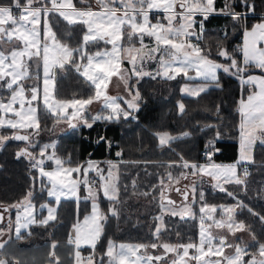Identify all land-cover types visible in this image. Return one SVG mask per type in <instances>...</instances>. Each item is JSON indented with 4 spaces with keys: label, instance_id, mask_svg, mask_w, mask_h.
I'll list each match as a JSON object with an SVG mask.
<instances>
[{
    "label": "snow or ice",
    "instance_id": "6c2138e0",
    "mask_svg": "<svg viewBox=\"0 0 264 264\" xmlns=\"http://www.w3.org/2000/svg\"><path fill=\"white\" fill-rule=\"evenodd\" d=\"M79 3L84 7L78 8L74 0H24L23 4L21 0H13L10 6L0 5V43L11 42L15 37L22 44L21 48L13 50L10 54L0 50V81H4L0 87L10 92L7 99L0 97V129L16 130L11 136L0 135V147L10 139L26 142V146L17 151V159L25 157L32 161V167L38 169L39 176L47 179V184L42 185L41 191L46 188L47 196L53 198V205H40L41 210H47V216L39 220L34 215L36 205L32 202L34 191L31 189L21 201L4 207L3 211H0V223L4 222L5 212L9 213V218L7 228L0 229V250L8 243L7 240H2V237L13 230L12 209L16 212L15 236L20 240L23 238L21 230L27 229L29 225L47 226L50 221H55L62 198H75L78 202L80 186L83 185L86 190L84 199L92 201L91 214L85 216L82 223L77 222L73 225L75 235H70L68 239V244L75 246V264H153L154 261L160 264L167 259L169 253L175 254V258L169 264H190L191 261H195L196 264H264V243L257 242L256 251L252 252L247 245L231 244L226 236L216 237L210 231L213 227L226 229L232 236L237 232L250 231L244 222L235 219L237 209H246L264 222V216L253 211L248 204L223 186L235 183L246 191L245 178L249 173L245 168L243 174L239 175L238 165L244 161L253 162L250 154L253 145L257 141L264 144V17L250 28L243 26V43L237 46L234 52H229L227 48L218 45L217 56L228 63L212 59L210 48H202L200 44L205 32L204 21L209 15L230 16L239 26L240 21H246L249 14L255 13L254 0H239L238 3L237 0H226L224 7L220 9L215 7L216 0H95V4L99 6L98 10L93 9L89 0H79ZM235 7H240L242 11H236ZM14 8L18 11V15L14 14ZM152 12L165 13L166 23L159 19L152 23L150 20ZM198 15L201 17L199 21L196 19ZM50 16H58L68 25H83L85 31L81 44L72 47L62 43L53 30ZM42 17L43 39L39 27ZM145 37L154 41L153 47L149 48L145 44ZM226 37L227 32H225ZM100 42L111 45V48L89 54L88 45ZM158 53L157 71L155 73L146 71L147 62L156 60ZM237 53L242 54V60L237 59ZM27 61L36 64L34 73H30ZM124 61L131 66L130 69H122ZM41 65L42 84L36 83L26 88L22 81L41 80L39 74ZM67 65L73 66L77 73L90 82L94 89L92 95L67 100L55 99L51 95L55 88V70H64ZM250 69L259 70V74H254ZM220 71L238 75L242 84L251 86L248 95L239 102L240 159L236 164L229 165L212 162V156L219 151L215 147L216 140L220 138V133L217 131L215 139L207 141L206 144L205 156L208 163H193L185 160L183 156L180 157L179 162H171L169 168L179 167L182 171L176 176L168 171L166 179L161 178L159 181L162 215L155 218L159 224L155 228L154 238L160 241V234L164 229L163 212L173 216L179 215L181 218L195 217L196 213L191 205L196 203L197 177L201 179L203 176L211 177L215 181L213 186L226 192L235 204L220 205L224 213L220 219H215L212 215L216 212V205L204 203L200 207L198 243L159 242L117 245L109 240L104 254L97 256V244L103 234L104 222L108 218L98 202L101 194L112 202L108 212L112 216H118V209L115 207L119 203L118 165L108 162L107 175H105L104 170L94 161L73 164L71 157L64 159L57 155L55 142L43 144L39 152L34 153L31 149L37 147V142L31 137L38 135L40 131L41 105L44 111L56 118V123L63 120L73 129L81 125L91 129L98 121L115 122L122 118L125 120L129 117L135 118L134 113L139 111V102L142 98L135 85L127 87L133 78L136 84H139L146 76L152 79L160 76L162 79L175 80L182 74L189 81L197 79L202 81L195 87L185 84L181 89L182 93L188 96L199 97L207 90L208 85L220 86L218 74ZM190 72L194 75H190ZM245 73L247 75H244ZM113 76L124 82L129 99L108 95V83ZM26 92H30V97H26ZM94 102L102 103L101 111L92 116L85 115L88 106ZM17 104L19 108L16 107ZM178 109L183 114L185 105L179 103ZM9 113L12 114L11 117L5 118ZM20 129H33V132L20 134ZM189 135L190 133L185 132L182 137ZM157 136L161 147L182 138L171 136L167 132L157 133ZM100 139L109 143L103 136ZM49 149H51L50 154ZM120 155L122 153L117 152V156ZM46 160L52 161L55 167L45 170ZM89 172H94L99 177V185L95 179L89 180ZM74 173L75 178H73ZM190 177L192 178L190 185H184L183 190L177 187L181 180ZM171 191L181 195L182 206L175 207L177 202L167 195ZM189 192L192 194L191 203H188ZM143 195L147 196L151 193L145 192ZM199 199L204 200L203 192L200 193ZM206 219L211 223L205 225ZM9 239H11L10 235ZM253 240H255L254 235ZM82 245H87L91 249L87 256H83L80 251ZM51 248L53 249L49 253L51 264H59V257L55 252L57 243L53 242ZM148 248H162L163 253L153 256L147 253ZM226 248H233V254L225 255ZM190 249L195 250L191 256ZM0 264H20V262L15 258L10 261L0 257Z\"/></svg>",
    "mask_w": 264,
    "mask_h": 264
},
{
    "label": "trees",
    "instance_id": "16d2710c",
    "mask_svg": "<svg viewBox=\"0 0 264 264\" xmlns=\"http://www.w3.org/2000/svg\"><path fill=\"white\" fill-rule=\"evenodd\" d=\"M12 1L0 0V5H8ZM77 1L75 0V3ZM225 2L226 0H216L215 7L220 9L224 7ZM23 3L24 0H21V4ZM92 4L99 7L95 4V0H92ZM254 4L255 13L249 14L246 21H240L239 26L226 15L212 14L204 21L205 32L200 44L202 48H210L212 59L228 63L217 56L218 45L227 48L229 52H234L241 44L243 26L249 27L264 16V0H254ZM235 10L242 11L240 7H235ZM198 17L200 20L201 17L199 15ZM49 19L53 22V28L61 41L72 47L81 44L85 31L83 25H68L58 16H50ZM225 32H227L226 38ZM103 44V42L90 44L87 49L94 51L101 48ZM236 55L238 60H242V54ZM250 71L259 73V70L250 69ZM187 81L189 80L182 74L175 80L162 79L160 76L152 79L146 76L140 80L139 84H136L142 99L139 111L134 113L135 118L129 117L126 120L122 118L115 122L98 121L91 129L81 125L75 129L61 127V131H57L58 123L54 122L56 119L41 112L42 129L46 132L45 134L60 136L56 150L62 157L70 156L72 161L77 163L98 160L99 163L112 162L118 165L119 203L115 205L118 216H112L108 212L112 202L103 197L108 218L104 222V233L97 244V256L104 254L105 245L111 239L147 244L197 240L199 217L196 203L193 209L196 213L194 218L169 215L165 218L160 241L154 238L153 229L157 221L155 218L159 213L157 205L159 204L160 179H166L168 171H171L174 176L182 171L179 167H168L171 162H179L181 156L197 164L207 162L208 159L204 155L206 144L207 141L215 139L217 131L220 133V138L216 140L215 147L219 151L212 156V162H235L239 159V102L241 98L247 96L251 86L242 84L241 77L238 75L220 71L219 87L213 84L199 97H191L181 91ZM135 82L133 78L131 84L134 85ZM93 91L90 82L71 66L67 65L64 70H57L54 92L58 98H86L92 95ZM179 103L185 105L183 114L179 112ZM52 125H55L54 129ZM9 130L8 128L0 129V135L6 134ZM164 131L176 137H182L185 132L190 135L161 147L157 133ZM101 136L109 143L102 141ZM19 145V141L10 139L0 148V203L3 205L10 206L18 203L30 189L34 191L35 201L47 198L46 189L41 191L42 185L37 186L36 179L34 180L36 175L32 162L25 157L17 159ZM117 152L122 155L117 156ZM245 168L249 175L245 178L247 188L242 195L243 201L252 200L250 207L264 216V144L257 142L253 162L242 165L241 173ZM92 178H95L97 183L100 182L96 176ZM133 181H135V187H133ZM182 182L181 180L180 183ZM227 185L230 188L231 183L225 186ZM234 187L240 188L241 185H234ZM145 192H150L151 195H143ZM136 198L152 201L154 206L150 214L152 226L149 222L137 218L138 211L143 209L140 208L141 202L134 200ZM238 198L241 199V196ZM205 200L210 203L235 202L226 192L213 189L206 192ZM73 204L75 199L63 200L58 207L55 221H50L47 226L33 224L30 232L22 233L24 234L22 239L26 238L27 244L31 247L53 242L60 246V242L66 240L69 234L70 225L72 222L75 223ZM242 211L238 213L243 215L242 221L250 228L252 236H255L252 247L253 251H256L257 242L264 243V222L247 210L248 214ZM88 251L91 250L86 251L87 255L90 253ZM69 261L72 264V257Z\"/></svg>",
    "mask_w": 264,
    "mask_h": 264
},
{
    "label": "rangeland",
    "instance_id": "374dc122",
    "mask_svg": "<svg viewBox=\"0 0 264 264\" xmlns=\"http://www.w3.org/2000/svg\"><path fill=\"white\" fill-rule=\"evenodd\" d=\"M78 2H79V0H78ZM89 2L92 4V0H89ZM177 10L179 11V9H177ZM164 17H165V13H163V12H152V13H150V20L152 21V23H155L157 19H159L162 22L166 23V21L164 20ZM196 19L198 21L199 17L197 16ZM178 21H179V17L177 18V22ZM5 27H8V26L5 25ZM39 27L41 28V39H43V17L41 19V25ZM53 30H54V28H53ZM59 40L61 41V39H59ZM61 42L62 43H66L64 41H61ZM193 42H195V41H193ZM66 44H68V43H66ZM145 44H147L149 46V48H150V47L154 46V41L151 38L145 37ZM21 47H22L21 42L16 40L15 37L13 38V40L11 42L0 43V50L4 51L6 54H10L13 50H17V49H19ZM137 47H139L138 43H137ZM106 48L110 49L111 45H107L106 46V45L103 44V46L101 48H97L94 51L88 50V49L87 50H88L89 54H91V53H94L97 50H104ZM158 60H159V53L157 54V59L156 60H152V61L147 62L145 70L155 73L157 71L158 67H159ZM214 60H216V59H214ZM218 62H220V61H218ZM27 63L29 64L30 73H34L36 71V64L33 63V61H27ZM69 66H71V65H69ZM71 67L74 68L73 66H71ZM130 67L131 66L128 64L127 61L123 62L122 69H130ZM57 70H55V84H56V78H57ZM39 74H40V77H41L40 81H37L35 79H28L26 81H22V83L25 84L26 88H28L29 86H31L33 84H36V83H41L42 84V76H43L42 65H41V67L39 69ZM189 74L190 75H194V73H192V72H190ZM201 83H202V81L197 79V80H192L191 84H188V85L192 86V87H195L197 85H200ZM3 84H4V81H0V85H3ZM134 85L136 86V82L134 83ZM212 85H209L207 87V89H209ZM131 86H132V84H131V80H130L127 87H131ZM54 91H55V88L52 91L51 95L55 99H59V100L72 99V98H58L55 95ZM107 93L110 96H119V97H123L124 99H129L130 98L129 97V93L126 90V86H125L124 82L122 80H120L117 76L111 77L110 82L108 83ZM9 95H10V92L6 88L0 87V97H4L5 99H7V97ZM25 95H26V97H30V92H26ZM33 103L36 104L38 102H33ZM16 107L19 108V105L17 104ZM101 109H102V103L101 102H94L92 105L88 106V110L85 113V115H87V116L95 115L96 113L100 112ZM69 111H71V109H69ZM41 112H45L48 116L51 115L48 112L44 111L43 106L41 105V108L39 110V114H40V131H39L38 135H34V136L31 137L32 140L37 142V147L35 149H31L34 153H38L40 146H42L43 144L55 142V144L57 145L59 137H60L59 135H51V136H49V135L45 134L46 132L44 131V129H42L43 124L41 123ZM11 115L12 114L9 113V114H7V116L5 118L11 117ZM52 117H53V119H56L54 116H52ZM240 117H241V115H240ZM54 122L56 123V120ZM61 127L62 128H67V127H69V125H68V123H66L63 120H61L58 123L57 131H61ZM54 128H55V125H52V129H54ZM14 131H16V130L10 129L4 135L11 136ZM19 131L20 132H24V133H31V132H33V129H20ZM164 132H167L171 136L176 137L175 135H173L172 133H170L168 131H164ZM164 132H160V133H164ZM239 146H240V138H239ZM50 152H51V149H49V154H50ZM56 153H57V155L59 157L64 158V159H67L68 157H70V156L62 157L60 154H58L57 150H56ZM91 161L96 162L98 164L99 168L104 170V174L107 175V173H105V172H106V170H108L109 164L103 163V162L99 163L98 160H91ZM208 162L209 161L203 162V163H200V164H206ZM76 163H77L76 161L73 162V164H76ZM214 163L222 164V165H229V164H236L237 161H235V162H214ZM247 163H248V161H244V162H242L241 164L238 165V174L239 175L243 174V173H241L242 165H246ZM44 167H45V170H51L52 168L55 167V165H54V163L52 161H47L46 160L45 164H44ZM34 169H35L37 186L46 185L47 184V179L40 177L38 169H36V168H34ZM90 174L93 175V176H96V174L94 172H89L88 176ZM75 176H76V174L74 173L73 174V178H75ZM96 177L99 178L98 176H96ZM204 177L208 178L209 180H211L215 184V181L211 177L203 176L202 179H204ZM196 179L198 181V183H197V191H196V204H197V215H198V217H200V215H201V213L199 211L200 207L204 203H207L208 205H216L217 206L216 212L214 214H212V215H213V217L215 219H220L221 216L224 215V213H222V211H221L219 206L220 205H232V204H235V202L210 203V202H206L205 201V202H203L201 204V200L199 199V196H200V193L203 192V185L200 184L202 179L200 177H197ZM188 180L190 182V179H187L185 181L187 182ZM190 184L191 183H186V185H190ZM97 185H99V183H97ZM81 186L83 188L80 187V191H79L80 200L77 202V200L75 198H69V199H75V204H73V215H74L75 223L72 222V224L70 225L69 234H68L66 240L60 242V246H57V248L55 249L56 255L61 259V263L60 264H71V262L69 261L70 257H72V264H75V259H74V247L75 246L68 244V239H69L70 235L71 236H73V234L75 235V233L73 231V225L76 224L77 222H81L82 223L84 217L91 214L92 201L90 199H87V200L84 199V197L86 196V190H85L83 185H81ZM223 186L226 188L225 184ZM46 194H47V189H46ZM46 197L47 198H45L43 200H40V201H35L34 199L32 201L36 205V209H35L34 215L36 216L37 220L47 216V210L46 209L41 210L40 205H42V204H49L50 206L53 205V198L48 197V196H46ZM174 197H176V195ZM69 199H66V200H69ZM63 200H65V199L62 198L61 202ZM134 200H136L138 202H141L140 208L143 209V211L140 210L141 212L138 211V213H137L138 219H145V217H148L149 216L148 210H150V208H151V211L154 210V206H153L151 200H147V199L144 200V198L143 199L142 198H136ZM191 201H192V194H190V196H189L188 203H191ZM98 202L100 204V208L105 212L106 207L103 204V195L102 194L100 195ZM180 206H182V201L177 203L175 207L178 208ZM191 206L194 209L195 204H192ZM157 207L159 209V213L157 215V217H158V216L162 215V209H161V206H160V201H159V204L157 205ZM169 207H173V206H169ZM56 215H58V209H57V214ZM169 215H171V214L168 213V212H163V220H165V218L167 216H169ZM15 216H16L15 209H12L11 210V219L13 221V230H12V232L10 234L4 235L6 237H9V235H10L11 239L4 238V236L2 237V240H7L8 243L5 245L4 249L0 250V257H2L4 259H8L10 261L13 258H15L16 260H18L20 262V264H51V258H50V255H49V253L51 251H53V249L51 248V244L38 246V247H31L30 245L27 244V239L26 238L21 240L22 243H20V240L16 239V236H15V223H14L15 222ZM8 218H9V213H8ZM235 219L237 221H242L239 218L238 209H237V212L235 214ZM146 222H149L147 220V218H146ZM7 223H8V220H7ZM7 223L3 224L0 229H6L7 228ZM210 223H211V221H209L207 219L205 220V225H208ZM158 224H159V221L157 220L156 224L154 225V231H155V228L157 227ZM32 226L33 225H29V227L27 229H22L21 230V235H22L23 232L31 231ZM210 231L212 232L213 236H216V237L226 236L228 238V242L231 243V244H242V246L246 245L244 243L246 231L237 232L235 236H232L226 229H218V228L213 227L212 229H210ZM199 232H200V223H199ZM238 237H241V239L240 238L238 239ZM111 241H113L117 245H119V244H136V243H139V242H133V241H123V240H113V239H111ZM198 241H199V234H198L197 240H195V241H184V242L163 241V242H167V243H171V244H187L189 242L198 243ZM107 244H108V242H107ZM107 244L105 245L106 249H107ZM61 248H63V249H61ZM84 248H88V249L85 250ZM87 250H91L89 246H87V245H82L81 246L80 251H81L83 256H87V252H86ZM194 251H195L194 249H190L189 250L190 256L194 253ZM88 252H91V251H88ZM233 252H234L233 248H226L225 249V255H231V254H233ZM147 253L151 254L153 256L160 255V254L163 253V249L162 248H157V249L148 248L147 249ZM174 258H175V254L169 253L168 256H167V259L165 261L160 262V264H169V262L172 259H174ZM212 258L216 259L217 257H212ZM105 260H106V258H105ZM153 264H156V262L154 261ZM190 264H196V262L195 261H191Z\"/></svg>",
    "mask_w": 264,
    "mask_h": 264
},
{
    "label": "flooded vegetation",
    "instance_id": "af4514ba",
    "mask_svg": "<svg viewBox=\"0 0 264 264\" xmlns=\"http://www.w3.org/2000/svg\"><path fill=\"white\" fill-rule=\"evenodd\" d=\"M9 141V140H8ZM20 142V145H19V149L20 148H22V147H25L26 146V142H24V141H19ZM190 179V182H189V180L186 182L185 180H182L183 182L182 183H180L181 184V186H178V187H181V189L183 190V186L184 185H186V183H191L192 182V178L190 177L189 178ZM200 184L201 185H203V194H204V200L203 201H201V204L203 203V202H205L206 200H205V198H206V192L207 191H210V189H213L214 191H220L218 188H215L214 186H213V182L211 181V180H209L208 178H206V177H204V179H202V181L200 182ZM226 185V184H225ZM234 185H237V184H235V183H231V185H230V188L228 187V185H227V187H226V189L228 190V191H230V192H233L237 197H240L241 196V200H243V194L246 192V191H244L243 189H242V186L240 187V188H236V187H234ZM175 191H171V192H169V193H167L168 194V196L169 197H173L174 198V201H176L177 203H179V202H181L182 201V197H181V195L180 194H178L177 192H175ZM220 192H222V191H220ZM190 194H191V192H189V196H190ZM176 195V197H174ZM246 204H248V206L250 207V202H252V200H249V201H244ZM4 207H6V205H3V204H1L0 203V211H3V208ZM240 210L238 209V212H239ZM243 213H245V214H248L247 213V211L246 210H243L242 211ZM239 214V213H238ZM243 215H239V218L241 219V217H242ZM4 217H5V219H4V222L3 223H0V225H3V224H5V223H7V220H8V213L7 212H5L4 213ZM138 218V217H137ZM140 220V219H139ZM242 220V219H241ZM241 239V237H238V239ZM243 241V240H242ZM244 243L250 248V250L252 251V252H254L253 251V247H252V244H253V236H252V233H251V231H246V235H245V241H244Z\"/></svg>",
    "mask_w": 264,
    "mask_h": 264
},
{
    "label": "crops",
    "instance_id": "0c3cea01",
    "mask_svg": "<svg viewBox=\"0 0 264 264\" xmlns=\"http://www.w3.org/2000/svg\"><path fill=\"white\" fill-rule=\"evenodd\" d=\"M74 3H75V1H74ZM76 4V6L78 7V8H81V7H84V5H81V4H79V2L77 1V3H75ZM92 7H93V9L94 10H98L99 9V7H96V6H94L93 4H92ZM264 17V16H263ZM258 22H260V20L259 21H256L255 23H258ZM255 23H253V24H255ZM253 24H251L250 26H249V28L253 25ZM243 43V36H242V38H241V44ZM240 44V45H241ZM254 74H259V73H254ZM184 84H191V81H187V82H185ZM245 85H247V84H245ZM209 86V85H208ZM248 95V94H247ZM246 97V96H245ZM240 122H241V117H240ZM257 142H259V141H257ZM257 142L253 145V147H252V151H251V156L254 158V151H255V147H256V144H257ZM239 159H240V157H239ZM239 159L237 160V161H239ZM248 163H251V162H248ZM113 164H115V163H113ZM105 173H107V170H106V172ZM92 177H95V176H93V175H89L88 176V178H89V180H91V178ZM80 187H82V186H80ZM83 188V187H82ZM131 207H132V204H131ZM141 212V211H140ZM151 208H150V210H148V213H149V216L148 217H145V219H140V220H144V221H146V218H147V220L149 221V223H150V214H151ZM149 225V224H148ZM150 225L152 226V224L150 223ZM149 225V226H150ZM164 225H165V220H164ZM153 229V228H152ZM153 231H154V229H153ZM30 232V231H29ZM24 234H22L21 236H23ZM73 236H74V234H73ZM4 238H9V237H6V236H4ZM255 252V251H254ZM61 263V259L59 258V264Z\"/></svg>",
    "mask_w": 264,
    "mask_h": 264
},
{
    "label": "built area",
    "instance_id": "2783aa9c",
    "mask_svg": "<svg viewBox=\"0 0 264 264\" xmlns=\"http://www.w3.org/2000/svg\"><path fill=\"white\" fill-rule=\"evenodd\" d=\"M12 4V3H11ZM11 4H9L8 6H10ZM35 6V5H34ZM13 12H14V14H17L18 15V11L14 8L13 9ZM204 155H205V152H204Z\"/></svg>",
    "mask_w": 264,
    "mask_h": 264
},
{
    "label": "water",
    "instance_id": "95a60500",
    "mask_svg": "<svg viewBox=\"0 0 264 264\" xmlns=\"http://www.w3.org/2000/svg\"><path fill=\"white\" fill-rule=\"evenodd\" d=\"M20 134H26L24 132H20ZM168 195V194H167ZM172 200H174V198L170 197ZM6 207H8V205H6Z\"/></svg>",
    "mask_w": 264,
    "mask_h": 264
}]
</instances>
